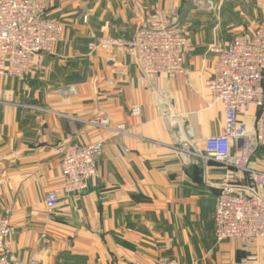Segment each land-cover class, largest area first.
I'll use <instances>...</instances> for the list:
<instances>
[{"label": "crops", "instance_id": "0c3cea01", "mask_svg": "<svg viewBox=\"0 0 264 264\" xmlns=\"http://www.w3.org/2000/svg\"><path fill=\"white\" fill-rule=\"evenodd\" d=\"M49 1L47 16L62 23V40L41 70L22 80L0 77V212L13 227L0 264H156L159 257L264 264V238L249 250L237 239L216 241L213 211L226 168L202 156L224 118L205 86L215 60L208 45L264 25V0H212L213 12L191 0ZM156 6L178 9L193 50L185 74L160 75L151 88L130 55L90 52L87 43L102 35L130 38ZM254 113L239 118L251 126ZM103 117L129 133L89 122ZM188 127L198 152L192 156L176 149ZM99 140L103 152L87 188L47 213L43 197L62 183L64 149ZM251 164L264 170V140ZM230 174L244 181V174Z\"/></svg>", "mask_w": 264, "mask_h": 264}, {"label": "built area", "instance_id": "2783aa9c", "mask_svg": "<svg viewBox=\"0 0 264 264\" xmlns=\"http://www.w3.org/2000/svg\"><path fill=\"white\" fill-rule=\"evenodd\" d=\"M49 0H0V76L23 79L43 66L44 57L62 40L63 26L47 16ZM176 7L156 6L149 11L130 38L102 35L87 43L95 50L125 51L137 65L149 87L160 75L173 78L185 74L184 58L193 50L187 33L178 22ZM208 51L215 55L212 76L205 82L210 104L221 103L224 111L220 134L208 136L202 156L220 161L226 168L217 185L213 221L217 242L237 239L246 249L254 240L264 238V171L250 166V158L264 139V25L253 31L236 34L226 45L213 43ZM73 92V89L70 88ZM255 110L251 126L239 118ZM139 114L140 106L132 105ZM92 124L114 135L127 130L111 127L108 118L94 119ZM181 138L176 149L195 155L190 144L192 128ZM102 141L75 144L62 152V183L44 194L45 211L51 213L60 200L82 193L97 172L102 156ZM234 169L244 174V181L230 174ZM13 227L0 212V262L7 255ZM248 260H254L249 256ZM107 264H128L111 262ZM156 264H179L173 258L159 257Z\"/></svg>", "mask_w": 264, "mask_h": 264}, {"label": "rangeland", "instance_id": "374dc122", "mask_svg": "<svg viewBox=\"0 0 264 264\" xmlns=\"http://www.w3.org/2000/svg\"><path fill=\"white\" fill-rule=\"evenodd\" d=\"M191 2L193 3V5L195 6V8L196 9H198L199 11H203V12H213V11H215V9H217V5L212 1V0H191ZM224 17L228 20L229 19V15H226V16H220V18H222V19H224ZM209 22L210 23H212L211 22V19L209 18ZM183 28L185 29V27L183 26ZM185 32H186V29H185ZM213 43H217V42H215V41H213V42H210L209 43V45H211V44H213ZM209 45H208V47H209ZM124 53H126V54H128L127 52H125V51H123ZM120 53V52H119ZM129 55V54H128ZM43 67V66H42ZM42 67H41V69H42ZM40 69V70H41ZM0 77H3V78H5L4 76H0ZM9 78V77H8ZM16 79V78H15ZM19 80V79H18ZM22 80V79H21ZM74 89H76L75 87L73 88V90ZM74 93V92H73ZM98 119H100V118H98ZM97 119V120H98ZM93 120H91V121H89L90 122V124H92L91 122H92ZM92 125H94L96 128L97 127H101L100 125H96V124H92ZM264 140V139H263ZM263 142V141H262ZM262 142L258 145V148L255 150V152L259 149V147L262 145ZM254 152V153H255ZM251 158H252V156H251ZM251 158H250V166H252V167H254V165H252L251 164ZM256 169H259V170H262V169H260V168H256ZM262 171H264V170H262ZM242 247V246H241ZM111 263V262H110ZM157 263V262H156Z\"/></svg>", "mask_w": 264, "mask_h": 264}]
</instances>
